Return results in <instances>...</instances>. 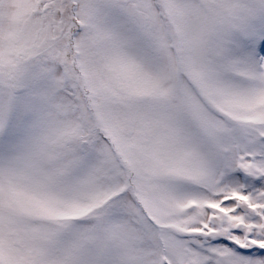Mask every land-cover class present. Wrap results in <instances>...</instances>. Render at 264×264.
<instances>
[{
  "label": "snow or ice",
  "instance_id": "6c2138e0",
  "mask_svg": "<svg viewBox=\"0 0 264 264\" xmlns=\"http://www.w3.org/2000/svg\"><path fill=\"white\" fill-rule=\"evenodd\" d=\"M0 264H264V0H0Z\"/></svg>",
  "mask_w": 264,
  "mask_h": 264
}]
</instances>
